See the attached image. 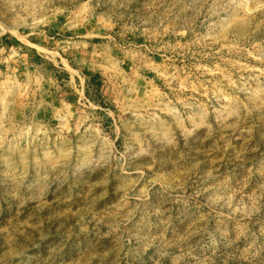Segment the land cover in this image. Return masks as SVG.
<instances>
[{
  "label": "rangeland",
  "instance_id": "374dc122",
  "mask_svg": "<svg viewBox=\"0 0 264 264\" xmlns=\"http://www.w3.org/2000/svg\"><path fill=\"white\" fill-rule=\"evenodd\" d=\"M0 264H264V0H0Z\"/></svg>",
  "mask_w": 264,
  "mask_h": 264
}]
</instances>
